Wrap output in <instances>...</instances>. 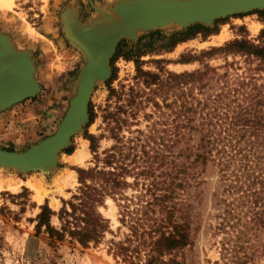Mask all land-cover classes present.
<instances>
[{"label":"rangeland","instance_id":"obj_1","mask_svg":"<svg viewBox=\"0 0 264 264\" xmlns=\"http://www.w3.org/2000/svg\"><path fill=\"white\" fill-rule=\"evenodd\" d=\"M113 1L0 0V32L8 35L16 49L30 54L34 77L40 86L34 96L0 111L1 148L22 151L52 134L75 92V79L84 65V58L64 34L61 21L63 11L68 9L79 22L85 23L96 14L93 6L104 7ZM256 11L216 18L205 26L210 30L206 36L198 33L171 48L162 46L161 35L167 37L181 31L176 26L139 31L133 40L121 39L123 43L119 55H112L108 62L111 70L109 78L96 83L91 92L88 113L92 121L88 124V120L82 130L70 138L68 145L58 152L55 166L47 172L0 168V179L11 178L17 183L12 187H0V264H128L114 254L115 244L123 240L129 229L120 223L118 207L113 198L107 196L103 205L98 207L100 214L107 220V230L99 243L90 244L87 248L67 241L53 246L48 244L44 234L34 236L35 217L40 205L47 203L56 212L62 200L71 196L78 185L77 168L92 167L95 163L90 150L91 141L98 153L114 143L109 130L114 124L109 123L108 118L112 111H117L126 119V123L117 132L120 136L133 137L137 135L136 130L145 132L152 120H159L161 123L157 126L161 131L157 144L172 143L175 140L173 111L179 103L175 102L176 92L167 96L166 101L171 105L163 110L168 116L147 117V114L158 110L153 106L152 98L148 99V88L140 83L138 68L157 72L158 67H163L179 73L200 68L204 63L213 67H220L225 62L244 65L241 62L243 57L239 54L214 51L202 55L201 52L223 46L233 39L259 43L264 22ZM153 32H159L160 35L145 37ZM218 35L223 36L219 39ZM32 37L39 40H33ZM138 48L137 57L128 55L129 49L134 53ZM182 59L187 61L181 62ZM157 60L162 62L158 63ZM255 64L254 59L251 66ZM256 76L258 83H264L263 70L258 71ZM161 99L156 98L163 105ZM80 145L85 147L86 155L81 163H73L69 158ZM31 179L37 180L45 191L40 199L35 198L34 191L27 184ZM62 180L66 182L61 185ZM200 180L202 182L195 189L189 190H194L199 197V204L194 206L198 213V226L191 244L174 253L175 260L180 264H264V226L245 220L242 211L239 213L242 216L239 222L234 227L230 226L233 230L229 233L216 231V215L222 213V207L215 203L220 188L218 176L211 164L204 166ZM125 193L130 195L135 191L128 188ZM50 224L58 226L55 214L50 216ZM235 230H241L242 234L233 240L231 236ZM222 242L228 248L227 251L221 249Z\"/></svg>","mask_w":264,"mask_h":264},{"label":"trees","instance_id":"obj_2","mask_svg":"<svg viewBox=\"0 0 264 264\" xmlns=\"http://www.w3.org/2000/svg\"><path fill=\"white\" fill-rule=\"evenodd\" d=\"M256 12L264 22V9ZM209 32L202 24H193L167 37L161 35L162 46L171 48L198 33L206 36ZM261 33L262 39L256 44L233 39L201 52L239 54L243 57L241 66L234 62L220 67L204 63L179 73L163 67L157 72L138 68L140 83L148 88V99L152 98L158 110L147 117L168 116L163 108L171 105L167 96L176 92L175 140L157 144L159 120H152L145 132L136 130L137 135L124 138L117 132L126 119L117 111L110 112L109 123L114 125L109 130L114 143L98 153L91 141L94 165L77 168L78 185L56 212L47 203L40 205L34 236L44 234L53 246L63 241L83 248L99 243L108 223L98 207L109 196L116 202L120 223L129 229L115 244L116 256L128 264H180L174 253L191 244L198 226L194 206L199 204V197L189 190L202 182L200 176L207 164L214 167L220 188L215 203L222 207V213L216 215V231L233 230L230 226L239 222L242 211L245 220L264 226V83H258L256 76L264 71V29ZM152 35L160 34L153 32L145 37ZM122 43L119 41L113 55H119ZM139 49L127 53L137 57ZM254 59L256 64L251 66ZM157 97L162 98L163 105ZM91 121L90 115L88 124ZM128 188L135 193L126 194ZM52 214L57 216L58 226L50 224ZM239 234L242 231L235 230L231 237L234 240Z\"/></svg>","mask_w":264,"mask_h":264},{"label":"water","instance_id":"obj_3","mask_svg":"<svg viewBox=\"0 0 264 264\" xmlns=\"http://www.w3.org/2000/svg\"><path fill=\"white\" fill-rule=\"evenodd\" d=\"M93 8L96 14L85 23L79 22L68 9L61 15L64 34L81 51L84 65L75 79V92L57 129L22 151L0 147V167L22 172H47L55 166L58 152L88 122L91 92L96 83L109 78L108 62L121 39L133 40L139 31L148 32L168 26L181 30L197 23L208 26L216 18L262 10L264 0H114L111 5ZM97 22L106 30L92 35L91 28L97 27ZM103 33L109 38L106 48ZM22 62L28 67V77L21 70ZM39 89L30 54L16 49L8 35L0 32V111L34 96Z\"/></svg>","mask_w":264,"mask_h":264},{"label":"bare ground","instance_id":"obj_4","mask_svg":"<svg viewBox=\"0 0 264 264\" xmlns=\"http://www.w3.org/2000/svg\"><path fill=\"white\" fill-rule=\"evenodd\" d=\"M112 15V14H111ZM113 16V15H112ZM93 17V16H92ZM96 26H92V32L91 34L94 35L96 32H103L104 30H106L103 26L104 25H100L99 22L96 23ZM102 36H106V33H103ZM223 35H218V38H222ZM104 48L109 46V38L108 36L104 37ZM89 41H92V37H89ZM21 70L24 71V73H26L27 76V71H28V67H26L25 63L22 62L21 65ZM28 77V76H27ZM25 87V86H23ZM19 89V88H17ZM84 154H85V147L80 145V147L74 151V153H72L71 157L69 158L71 162L73 163H81L84 159ZM86 155V154H85ZM1 168V167H0ZM4 168V167H3ZM65 179V178H64ZM69 179V178H68ZM67 180V179H66ZM66 180H62L63 182L62 184H65ZM16 181L11 179V178H6V179H0V187L4 186V187H12L13 185L15 186ZM59 183V182H58ZM17 184V183H16ZM28 186L34 191L35 193V198L36 199H40L41 195L45 192L41 189L40 184L37 180L35 179H31L29 181H27ZM59 185V184H58ZM59 187V186H58ZM62 187V186H61Z\"/></svg>","mask_w":264,"mask_h":264},{"label":"crops","instance_id":"obj_5","mask_svg":"<svg viewBox=\"0 0 264 264\" xmlns=\"http://www.w3.org/2000/svg\"><path fill=\"white\" fill-rule=\"evenodd\" d=\"M0 19H2V18H0ZM5 20H6V19H5ZM6 21H7V20H6ZM32 39H33V40H36V39H38V38H36V37H32ZM38 40H39V39H38ZM38 40H37V41H38ZM4 116H5V114H4Z\"/></svg>","mask_w":264,"mask_h":264}]
</instances>
